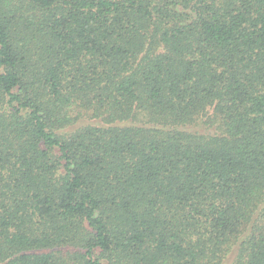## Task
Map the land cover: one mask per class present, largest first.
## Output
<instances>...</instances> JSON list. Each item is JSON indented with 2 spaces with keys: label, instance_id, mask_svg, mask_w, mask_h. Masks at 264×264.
<instances>
[{
  "label": "trees",
  "instance_id": "trees-1",
  "mask_svg": "<svg viewBox=\"0 0 264 264\" xmlns=\"http://www.w3.org/2000/svg\"><path fill=\"white\" fill-rule=\"evenodd\" d=\"M0 264H264V0H0Z\"/></svg>",
  "mask_w": 264,
  "mask_h": 264
}]
</instances>
